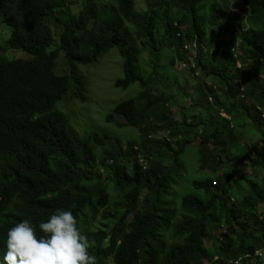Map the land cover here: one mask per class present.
I'll return each instance as SVG.
<instances>
[{
  "label": "trees",
  "instance_id": "obj_1",
  "mask_svg": "<svg viewBox=\"0 0 264 264\" xmlns=\"http://www.w3.org/2000/svg\"><path fill=\"white\" fill-rule=\"evenodd\" d=\"M205 1L0 0L12 29L0 35V251L9 228L29 219L41 234L60 208L95 240L97 264H234L264 252V0ZM186 42L198 45L189 57ZM112 50L122 58L115 87H137L114 109L137 131L126 144L80 136L58 109L70 90L86 100L81 68ZM182 59L200 79L176 95ZM249 126L260 145L232 155ZM194 140L205 176L190 190L183 156ZM99 215L107 223L93 227Z\"/></svg>",
  "mask_w": 264,
  "mask_h": 264
},
{
  "label": "rangeland",
  "instance_id": "obj_2",
  "mask_svg": "<svg viewBox=\"0 0 264 264\" xmlns=\"http://www.w3.org/2000/svg\"><path fill=\"white\" fill-rule=\"evenodd\" d=\"M207 3L208 1L206 0V9H208ZM202 5L203 3L201 4V7ZM245 8H242L239 12L241 14L247 15L248 10ZM200 13L202 14V12ZM11 30V27L7 26L1 18L0 35L5 31H9L10 34ZM23 57L26 59L30 58L28 55H24ZM178 66L179 63L176 65L175 71L173 72V77L178 76V82L171 87V90L176 95H178L177 92L184 89L188 83H190V90L192 91L195 81H197L199 78L197 74H191L187 69H179ZM248 67L249 69H254L255 65L250 63ZM81 74L85 82L84 93L86 95V100L81 102L77 99H73L70 90L67 95L68 97H65V104V99H63L58 104V109L68 116L70 126L82 137L88 133L97 132L100 134H110L112 136L119 137L125 144L128 143L131 139H133V137L137 135V131L135 128L128 127L122 118L115 116L114 109L125 99L135 95L137 87L131 86L128 89H116L115 82L123 75L122 58L118 51L112 50L108 55L102 57L95 64L82 67ZM262 80H264V75H262ZM181 101L182 100H180V103L182 104L183 101ZM246 102L249 103L250 101ZM173 111L175 114L183 116V112L185 110L182 108V106L176 105L174 106ZM192 111L193 110L186 109V113L188 114H190ZM200 112L202 113L201 115H205L206 113L205 110H201ZM221 116L227 117L223 111ZM246 129L250 131L248 138L246 136L238 137L232 151V155L234 156L245 155L250 144L252 145L255 143L260 145L258 142L261 137L256 132L251 130V126L247 127ZM197 145L198 140H194V142L186 148V152L183 156L185 163L184 171L186 167L184 180L186 188L190 190L191 181L194 178L198 177L200 179L205 176L199 172H196L198 163ZM181 190L182 189L178 191ZM111 195L116 198L118 196L116 190H112ZM114 197H111V199H114ZM232 200L234 201V199ZM232 203H235V201ZM259 211L264 215V203L259 206ZM103 223L106 224L107 221L103 217H100L94 222L93 227L102 226ZM219 227L222 226L220 225ZM220 231H222V229ZM91 250L92 248L89 251ZM261 251L263 252V250ZM239 258H242V256Z\"/></svg>",
  "mask_w": 264,
  "mask_h": 264
},
{
  "label": "clouds",
  "instance_id": "obj_3",
  "mask_svg": "<svg viewBox=\"0 0 264 264\" xmlns=\"http://www.w3.org/2000/svg\"><path fill=\"white\" fill-rule=\"evenodd\" d=\"M194 44L198 46L196 42H186L184 46ZM204 48L207 46L202 45V50ZM182 60H178L177 64ZM38 227L41 234L37 233V228L29 219H23L9 228L5 240L6 252L0 251V264H97L96 256L89 252L95 246V240H90L80 230L71 211L57 208L47 222H40ZM258 251L260 255H242L234 264L246 259L251 260V264L256 263L264 256V252Z\"/></svg>",
  "mask_w": 264,
  "mask_h": 264
},
{
  "label": "bare ground",
  "instance_id": "obj_4",
  "mask_svg": "<svg viewBox=\"0 0 264 264\" xmlns=\"http://www.w3.org/2000/svg\"><path fill=\"white\" fill-rule=\"evenodd\" d=\"M0 19H1V18H0ZM9 50H10V49H9ZM107 54H108V53H107ZM105 55H106V54H105ZM194 73H195V74H198V70H197L196 72H194ZM80 78H81V77H80ZM82 88H83V87H82ZM83 89H84V88H83ZM116 89H117V87H116ZM223 115H224V114H223ZM232 123H233V122H232ZM136 158H137V156H136ZM140 158H141V156H140ZM102 169H103V168H102ZM105 172H106V171H105ZM198 172H199V171H198ZM216 172H218V171H216ZM102 173H104V172H102ZM107 173H108V172H107ZM107 173H106V174H107ZM201 174H202V173H201ZM203 175H204V174H203ZM109 176H110V175H109ZM106 178H107V177H106ZM215 178H216V177H215ZM104 179H105V178H104ZM101 180H102V179H101ZM108 180H109V179H108ZM102 181H103V180H102ZM105 181H106V180H105ZM110 183H111V182H110ZM110 185H111V184H110ZM240 185H241V183H240ZM106 186L108 187L109 185H106ZM106 186H105V187H106ZM179 190H180V189H179ZM110 193H111V192H110ZM113 197H114V196H112V198H113ZM120 198H121V197H120ZM114 199H116V201H117V198H116V197H114ZM122 200H123V199H122ZM170 200H171V199H169L168 201H170ZM168 201H167V202H168ZM174 201H175V199H174ZM174 201H173V202H174ZM111 202H113V200H111ZM171 203H172V201H171ZM99 217H100V215H99ZM90 218H91V217H90ZM91 219H92V218H91ZM96 220H97V219H96ZM112 220H113V219H112ZM90 221H91V220H90ZM92 222H94V221H92ZM83 223H84V222H83ZM85 223H86V222H85ZM87 223H88V222H87ZM102 225H104V224H102ZM110 225H111V224H110ZM85 226H86V225H85ZM106 226H107V225H106ZM106 226H105V227H106ZM82 228H83V227H82ZM85 228H86V227H85ZM88 228H89V227H88ZM83 230H84V229H83ZM83 230H82V231H83ZM220 230H221V229H220ZM84 231H85V230H84ZM226 232H227V231H226ZM85 233H86V232H85ZM85 233H84V234H85ZM169 233H170V232H169ZM169 233H168V235H169ZM223 235H224V234H223ZM222 237H223V236H222ZM222 237H221V238H222ZM224 238H225V236H224ZM218 239H220V238H218ZM226 240H227V239H226ZM255 240H256V242L259 241L258 239H255ZM221 241H222V240H221ZM227 241H228V240H227ZM210 244H211V243H210ZM222 244H223V243H221V245H222ZM232 244H233V243H232ZM236 244H237V243H236ZM182 245H183V244H182ZM211 245H212V244H211ZM223 245H224V244H223ZM226 245H227V243H226ZM209 246H210V245H209ZM215 246H216V244H215ZM215 246H214V247H215ZM253 247H254V246H253ZM217 248H219V247H217ZM235 248H237V247H235ZM242 248H243V247H242ZM177 249H179V248H177ZM210 249H211V248H210ZM212 249H213V248H212ZM219 249H220V248H219ZM220 250H221V249H220ZM231 250H232V247H231ZM237 250H239V249H236L234 253H233V251H231V252L233 253V256L237 254V252H236ZM247 251H248V250H247ZM215 252H216V251H215ZM221 252H222V250H221ZM240 252H243V251H240ZM249 252H250V251H249ZM249 252H248V253H249ZM253 252H254V251H253ZM218 253H219V252H217L216 255L219 257ZM251 253H252V252H251ZM220 254H221V253H220ZM255 254H256V255H260V251L255 252ZM230 255H231V254H230ZM238 255H239V254H238ZM241 255H242V254H241ZM227 257H228V256H226V258H227ZM238 257H239V256H238ZM220 258H221V257H220ZM260 258H261V259H264V257H260ZM163 259H166V258L164 257ZM205 259H206V258H205ZM208 259H209V258H208ZM218 259H219V258H218ZM224 259H225V258H224ZM231 259H232V258H231ZM261 259H260V260H261ZM248 260H249V259H248ZM209 261H210V259H209ZM215 261H216V260H215ZM219 261H221V260H217L216 262H219ZM226 261H228V260H226ZM235 261H236V260H235ZM207 262H208V260H207ZM213 262H214V261H213ZM113 263H114V262H113ZM202 263H203V262H202ZM222 263H223V262H222ZM224 263H225V262H224ZM212 264H213V263H212ZM214 264H215V263H214ZM228 264H229V263H228ZM240 264H241V263H240ZM250 264H251V263H250Z\"/></svg>",
  "mask_w": 264,
  "mask_h": 264
},
{
  "label": "built area",
  "instance_id": "obj_5",
  "mask_svg": "<svg viewBox=\"0 0 264 264\" xmlns=\"http://www.w3.org/2000/svg\"><path fill=\"white\" fill-rule=\"evenodd\" d=\"M184 49L188 51L187 54H188V57H189V53H196V52L198 51V46H196L195 44H194L193 46H191V45H185V46H184ZM206 50H207V48H204V51H206ZM238 54H240V52L237 50V51L235 52V55H238ZM189 59H190V58H189ZM189 59H188V60H189ZM188 60H182V61H180V62H179V68H180V69H183V68H185V67H189L190 64H189ZM237 65H238V67H240V68L243 66V64H242L241 62H238ZM240 82H241V81H240ZM221 115H222V114H221ZM226 118L230 119V117H226ZM139 162H140L143 166H145L144 160H143L142 158H140V157H139Z\"/></svg>",
  "mask_w": 264,
  "mask_h": 264
}]
</instances>
